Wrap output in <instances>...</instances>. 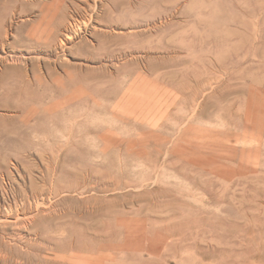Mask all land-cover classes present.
Listing matches in <instances>:
<instances>
[{"label":"rangeland","instance_id":"1","mask_svg":"<svg viewBox=\"0 0 264 264\" xmlns=\"http://www.w3.org/2000/svg\"><path fill=\"white\" fill-rule=\"evenodd\" d=\"M0 47V215L50 166L66 231L0 264H264V0H0Z\"/></svg>","mask_w":264,"mask_h":264},{"label":"bare ground","instance_id":"2","mask_svg":"<svg viewBox=\"0 0 264 264\" xmlns=\"http://www.w3.org/2000/svg\"><path fill=\"white\" fill-rule=\"evenodd\" d=\"M102 2V1H101ZM75 4H73L74 6ZM115 6V4H114ZM59 7V6H58ZM50 11V10H49ZM54 11V10H53ZM63 11V10H62ZM76 11H79V7L76 8ZM59 12V11H58ZM63 13V12H61ZM67 14V12H66ZM69 14V13H68ZM60 15V14H59ZM70 15V14H69ZM49 16H53V15H49ZM58 16V15H57ZM54 17V21H56L55 18L58 19V17ZM61 17V15H60ZM59 17V18H60ZM73 17V16H72ZM63 18V17H61ZM70 18V17H67ZM79 18V17H77ZM75 19V18H74ZM86 19V18H85ZM49 21V20H48ZM47 21V22H48ZM72 21V20H70ZM77 21V20H76ZM83 21V20H82ZM50 22V21H49ZM65 22V21H64ZM68 22V20H67ZM85 22V21H83ZM82 22V23H83ZM88 22V21H87ZM86 22V23H87ZM57 23V21H56ZM78 23V22H77ZM76 23V24H77ZM80 23V22H79ZM86 23H83L84 25ZM51 24V23H50ZM60 24H62L60 22ZM89 24V23H88ZM87 24V25H88ZM110 25H112V23H109ZM45 25V23H44ZM65 25V24H63ZM72 24H68V26L66 27L67 31L71 30ZM81 25V24H80ZM62 26V25H61ZM83 26V25H82ZM90 26V25H89ZM88 26V29H89ZM109 27V26H108ZM48 28V27H47ZM58 28L59 27H51L50 29H48V31H46L44 34L42 32L41 35H39L37 37V39L42 38H48L50 39V42L52 44V46L54 45V47L56 49L60 48V45L64 46L68 44V40H71L74 36H70L68 35L67 38L64 37L62 40L59 35H58ZM74 28V25L72 27V29ZM93 28V27H92ZM65 29V28H64ZM74 30V29H73ZM92 30V29H91ZM41 31V30H40ZM64 31V30H63ZM97 31V30H96ZM135 31V30H134ZM38 32V31H37ZM76 32V31H75ZM79 32V31H78ZM136 32V31H135ZM41 33V32H40ZM39 33V34H40ZM71 33V32H70ZM111 33V32H110ZM116 33V32H115ZM134 33V32H133ZM62 34V33H60ZM146 34V33H145ZM149 34V33H148ZM38 35V34H37ZM36 35V36H37ZM77 35V34H76ZM103 35V34H102ZM109 35V34H108ZM64 36V35H63ZM148 37V36H147ZM158 37V36H157ZM83 39V38H82ZM35 40V39H34ZM59 40V43H58ZM77 40V39H76ZM118 40V39H117ZM33 41V40H32ZM34 42V41H33ZM32 42V45H33ZM151 42V41H150ZM41 43V42H40ZM36 44V43H35ZM122 44V43H121ZM39 45V44H37ZM42 45V44H41ZM44 45V43H43ZM5 46V45H4ZM47 46V45H45ZM50 47V46H49ZM71 47V46H70ZM126 47V46H124ZM1 48V47H0ZM33 48V47H32ZM32 48H30L32 50ZM108 48V47H107ZM35 49V48H34ZM42 49V48H41ZM62 49V47H61ZM40 50V49H39ZM3 52L0 51V67L4 66V65H12L14 64L16 61L14 60L12 55H8V53L6 52V50L4 51V49L2 50ZM10 51V50H9ZM13 51V50H12ZM38 51V50H37ZM41 51V50H40ZM60 51V50H59ZM24 52V51H23ZM43 52V51H41ZM11 53V52H10ZM17 53V52H16ZM20 53V52H19ZM38 53V52H37ZM54 53V52H53ZM117 53V52H116ZM40 54V53H39ZM50 54V53H49ZM23 55V54H22ZM27 55V54H24ZM35 55V54H34ZM37 55V54H36ZM21 56V55H20ZM19 56V57H20ZM39 56V55H38ZM59 56V55H58ZM18 57V56H17ZM16 57V58H17ZM22 57V56H21ZM25 57V56H24ZM31 58V57H30ZM27 59V58H26ZM55 59V58H54ZM20 60V59H19ZM63 60V59H62ZM23 61V58H22ZM29 61V60H28ZM27 61V63H28ZM56 61V60H55ZM20 62V61H19ZM26 62V61H24ZM22 63V62H21ZM15 64L18 65V63L16 62ZM24 65V64H23ZM27 65V64H26ZM25 67V66H24ZM12 68V67H11ZM3 69V68H2ZM5 69L7 70V66H5ZM8 71V70H7ZM26 71V70H25ZM9 74V73H8ZM28 74V73H26ZM12 76V75H11ZM9 74V78L11 77ZM13 78V77H12ZM22 78V77H21ZM41 78V77H40ZM29 79V78H27ZM5 80H6V74L5 73H1L0 74V90L5 88ZM55 80V79H54ZM57 80V79H56ZM13 81V80H12ZM11 81V82H12ZM27 81V80H26ZM58 81V80H57ZM19 82V81H18ZM17 82V83H18ZM28 82V81H27ZM30 82V81H29ZM16 83V82H15ZM14 84V83H13ZM26 85H30L25 83ZM24 84V85H25ZM16 85V84H14ZM12 85V86H14ZM21 87V84H19ZM32 85V84H31ZM17 86V85H16ZM16 89V87H13ZM8 89V88H7ZM12 90V89H11ZM18 92V88L16 89ZM5 91V90H4ZM20 91V90H19ZM2 93V92H1ZM12 93H16V92H12ZM9 94V95H12ZM5 94V93H4ZM1 95V94H0ZM3 95V93H2ZM13 95H17V94H13ZM7 97V96H6ZM9 97V96H8ZM7 97V98H8ZM3 98V97H2ZM7 98H4L7 100ZM9 102V101H8ZM9 104V103H8ZM11 106V105H9ZM2 107V106H1ZM47 160V159H46ZM53 161V160H52ZM45 162V161H43ZM47 162V161H46ZM49 162V160H48ZM45 165V164H44ZM49 165V164H48ZM15 167V166H14ZM45 167V166H44ZM56 167V166H55ZM17 168V167H15ZM54 169V168H53ZM50 166H48L46 171H43V169H41L43 172V181L42 184L40 182H38L35 179H30L31 180V184H30V188L29 190H24L21 189L18 191L17 195H16V201L19 204H16L17 206H12V205H8V207L5 208L6 214L3 216L0 215V224L3 227L4 231H6V229L11 226V224H14V226L18 227L19 231L22 230H32L33 233L37 236H40L42 239H47L45 237H47V235L51 232H55L57 230V234H59L60 236H65L66 231L60 227L54 224L53 219L57 218V219H62V215H58L57 210L54 208L55 206L52 204V199L56 198L59 196V194L61 193V190L58 187V177H57V171L53 170ZM45 170V169H44ZM8 178V177H7ZM12 178V177H11ZM13 179V178H12ZM11 179V183H12V187L14 186V181ZM41 180V179H40ZM23 181V180H21ZM10 182V181H9ZM7 186V185H6ZM10 186V187H11ZM26 186V185H25ZM28 186V185H27ZM15 187V186H14ZM17 191V189H16ZM1 192V191H0ZM56 201V200H53ZM12 203V202H11ZM54 203V202H53ZM57 207V206H56ZM27 232V231H26ZM25 232V233H26ZM28 233V232H27ZM58 235V237H60ZM24 237V235H23ZM50 237V236H49ZM21 239L22 236H20ZM63 239V238H62ZM55 241V240H54ZM30 243V242H29ZM52 243V242H51ZM56 243V242H55ZM58 243V242H57ZM48 245V244H47ZM56 245V244H55ZM33 246H35L34 248H36L37 250V255L41 258H39V261L33 262L32 260H30L29 262H31L32 264H68V262L71 260V256H67V252L68 251H73V255H77L79 253H81V250L78 246V244H71L68 242H61L60 244H57L55 248H53L52 250L55 251L56 255L55 258H48L45 256H41L42 251L41 246L38 244H33ZM42 246H44V243L42 244ZM47 247V246H46ZM49 247V246H48ZM47 247V248H48ZM46 249V248H45ZM47 250V249H46ZM45 251V250H44ZM52 253V252H51ZM44 254V253H43ZM73 260V259H72ZM7 264V263H6Z\"/></svg>","mask_w":264,"mask_h":264}]
</instances>
